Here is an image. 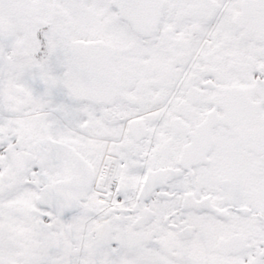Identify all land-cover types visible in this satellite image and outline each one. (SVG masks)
Here are the masks:
<instances>
[{
  "label": "snow or ice",
  "instance_id": "obj_1",
  "mask_svg": "<svg viewBox=\"0 0 264 264\" xmlns=\"http://www.w3.org/2000/svg\"><path fill=\"white\" fill-rule=\"evenodd\" d=\"M0 264H264V0H0Z\"/></svg>",
  "mask_w": 264,
  "mask_h": 264
}]
</instances>
